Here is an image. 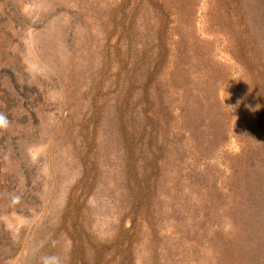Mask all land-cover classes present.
Instances as JSON below:
<instances>
[{"label":"rangeland","instance_id":"1","mask_svg":"<svg viewBox=\"0 0 264 264\" xmlns=\"http://www.w3.org/2000/svg\"><path fill=\"white\" fill-rule=\"evenodd\" d=\"M200 1L0 0V264H264V0Z\"/></svg>","mask_w":264,"mask_h":264},{"label":"trees","instance_id":"2","mask_svg":"<svg viewBox=\"0 0 264 264\" xmlns=\"http://www.w3.org/2000/svg\"><path fill=\"white\" fill-rule=\"evenodd\" d=\"M202 1V0H201ZM200 1V2H201ZM223 2H226V12L228 14L234 15L232 13H235V7L234 5H231V9L229 11H227L228 6L230 4V0H222ZM229 3V4H228ZM223 4V3H222ZM242 37L240 36V34H236V36H234L235 40H242V41H246L245 46L241 47L239 45V49L237 51L236 57H234V62H235V71H234V76L235 77V85H233L231 88H233V92L235 91V89L239 92L240 94V99L246 97L249 94H253L256 95V98L258 97L259 100L263 101L264 103V52H258L257 50H253L250 45L248 46V42L252 40L250 38V35L248 34V32L246 31H241ZM247 39V40H246ZM243 76H246L247 79H243ZM237 78V80H236ZM234 83V82H233ZM239 94H235L237 95V97L235 96L233 99V102L235 101V103L231 102V104H234V107H229L226 108L227 113L229 115L230 114V110L233 109L234 111V121L235 124H237V126H239L238 128L241 131H247L246 127L243 126L244 123L243 121L237 118V114H239L238 110L240 108V106H238V104H236V102H238V96ZM242 95V96H241ZM229 103V104H230ZM231 117V116H230ZM235 118H237V120H235ZM246 139V138H245ZM246 145H250L252 143V140L249 138L246 139ZM248 146H246L248 148ZM244 153L242 154V162L244 164H248L247 160H250L249 164H251V158L249 157V159L245 160L246 158L244 157ZM233 173L235 174H239V171L236 169H233ZM243 178L240 179L238 188L240 187V183L242 181ZM146 188L143 189L142 192H145ZM242 194L237 195L238 197H240ZM142 197H143V193H142ZM236 195H229L226 194V196L222 197L223 199V203L222 205L219 204L222 208V212L221 213H226V211L228 209H231L232 205L235 203L236 200ZM148 199L142 200L145 201V203L147 202ZM149 201V200H148ZM144 204V202H143ZM146 205V204H144ZM218 205V204H217ZM218 205V206H219ZM147 207H145V210H148V208H150L149 205H146ZM219 206V207H220ZM134 208V207H133ZM144 208V207H143ZM137 210L142 209L140 208V205L136 208ZM130 233V228L127 229ZM128 233V234H129Z\"/></svg>","mask_w":264,"mask_h":264}]
</instances>
